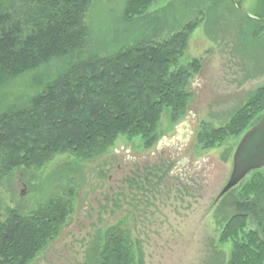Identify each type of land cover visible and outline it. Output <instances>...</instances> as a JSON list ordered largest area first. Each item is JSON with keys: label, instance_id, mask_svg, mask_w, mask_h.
I'll use <instances>...</instances> for the list:
<instances>
[{"label": "rangeland", "instance_id": "1", "mask_svg": "<svg viewBox=\"0 0 264 264\" xmlns=\"http://www.w3.org/2000/svg\"><path fill=\"white\" fill-rule=\"evenodd\" d=\"M128 1L91 0L86 52L105 55L154 33L161 41L194 23L180 59L182 65L200 60L186 113L172 122L165 111L160 137L148 148L139 136H120L93 159L57 153L7 171L0 178V222L13 211L30 214L67 184L76 188L66 223L28 264H92L95 246L112 227L126 233L136 264H228L231 258L235 238L225 236L226 227L253 172L218 196L231 175L235 150L257 116L242 133L210 148L202 147L198 134L203 126L229 123L264 86V24L238 10L237 0H157L146 16L129 22ZM62 67L55 61L0 83V112L28 105ZM242 230L260 229L248 220Z\"/></svg>", "mask_w": 264, "mask_h": 264}, {"label": "trees", "instance_id": "2", "mask_svg": "<svg viewBox=\"0 0 264 264\" xmlns=\"http://www.w3.org/2000/svg\"><path fill=\"white\" fill-rule=\"evenodd\" d=\"M156 1L129 0L126 19L146 16ZM90 2L0 0V83L55 61L63 63L28 105L0 112V178L14 168L40 164L46 155L93 159L120 136H139L145 148L151 147L160 137L165 111H170L172 122L185 115L190 80L199 71L200 60L182 65L180 59L195 24L161 41L154 33L151 39L124 43L105 55L87 53L85 14ZM263 114L264 86L223 127L203 126L198 141L203 148L213 147L226 136L242 133L257 116L255 125ZM261 169L251 171L254 175L234 202L225 234L235 238L228 264H264ZM75 189L67 184L30 214L13 211L0 222V264L32 261L72 213ZM248 220L260 230H242ZM91 263L136 264L126 233L117 227L108 229L95 246Z\"/></svg>", "mask_w": 264, "mask_h": 264}, {"label": "water", "instance_id": "3", "mask_svg": "<svg viewBox=\"0 0 264 264\" xmlns=\"http://www.w3.org/2000/svg\"><path fill=\"white\" fill-rule=\"evenodd\" d=\"M235 6L245 15L264 21V0H237ZM264 167V114L242 136L233 155V169L228 182L220 192L221 198L238 185L251 171Z\"/></svg>", "mask_w": 264, "mask_h": 264}, {"label": "flooded vegetation", "instance_id": "4", "mask_svg": "<svg viewBox=\"0 0 264 264\" xmlns=\"http://www.w3.org/2000/svg\"><path fill=\"white\" fill-rule=\"evenodd\" d=\"M183 137V136H182Z\"/></svg>", "mask_w": 264, "mask_h": 264}]
</instances>
